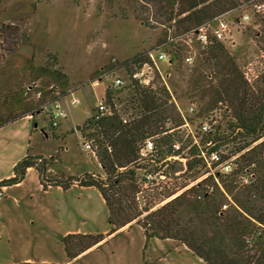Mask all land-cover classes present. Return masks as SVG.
<instances>
[{
	"label": "rangeland",
	"instance_id": "374dc122",
	"mask_svg": "<svg viewBox=\"0 0 264 264\" xmlns=\"http://www.w3.org/2000/svg\"><path fill=\"white\" fill-rule=\"evenodd\" d=\"M134 2L0 0V119L22 112L27 107L25 104L43 97L41 91L25 98L27 88L33 84L35 90L55 86L57 92L65 94L59 100L65 117L57 128L51 127L47 106L42 112H35L33 118L30 115L0 127V181L9 179L13 167L27 154L41 158L48 165L46 175L52 179H80L85 174L105 179L91 151L84 149L87 142L75 128L95 115L105 91L111 90L113 78L125 76L123 69L129 60L165 42L169 26L156 17L151 7L148 13L142 14L143 7L138 6L144 21L136 20ZM254 4L260 3L254 0L223 15L231 36L223 43L249 82L256 74L262 54L255 43L261 18L253 9ZM244 16L248 19L243 20ZM199 58L192 67L184 65L182 58L171 67L157 66L162 73L169 74L165 79L167 88L180 97L177 104L192 121L193 142L204 150L205 145L196 137V126L200 121L211 122L213 126L214 120H222L229 111L221 104L210 107L209 103L186 99V74L196 67ZM179 64L182 70L176 72ZM45 67L63 77L57 80L43 74ZM113 95L121 101L126 99L123 92ZM73 100L77 101L75 105L71 104ZM190 103L195 104V113L186 116ZM220 125L225 127L224 122ZM184 133L178 131L174 139H186ZM227 149L221 148L220 152L227 154ZM188 152L184 150L182 156L193 166L191 170L184 169L179 161H172L164 169L171 177L169 193L204 172L201 162ZM140 196L143 205L139 206L149 210L159 194L145 191ZM153 211L143 213L140 223L128 224L69 260L63 237L68 234L105 236L110 232L104 202L94 188L75 185L66 191L58 187L44 191L37 173L30 170L20 184L7 188L0 196V264H204L177 241H145L143 218Z\"/></svg>",
	"mask_w": 264,
	"mask_h": 264
},
{
	"label": "trees",
	"instance_id": "16d2710c",
	"mask_svg": "<svg viewBox=\"0 0 264 264\" xmlns=\"http://www.w3.org/2000/svg\"><path fill=\"white\" fill-rule=\"evenodd\" d=\"M251 1L254 0H135L133 13L136 20L144 21L142 14L148 13L151 7L156 17L169 25L166 30L184 33ZM258 1L264 3V0ZM138 6L143 7L142 14L138 13ZM257 15L261 18V30L255 33V43L262 54L251 82L225 44L219 41L200 49L198 64L186 74V99H197L209 103L210 107L221 104L229 111L210 133L200 136V142L210 141L212 151L229 147L227 154L221 155L223 160L235 156L232 173L220 176L234 206L221 212L213 197H204L200 184L143 218L146 242L150 239L177 241L204 264H264V13ZM174 61L180 63L181 56L175 54ZM146 62L147 55L142 53L125 66ZM178 66L176 72L182 70L181 64ZM42 73L57 80L63 77L49 67ZM128 75L127 71L123 88L105 91L106 113L98 119L91 116L80 128H75L89 144L104 180L89 174L80 179L49 178L48 165L41 158L27 154L13 167L12 176L0 181L1 193L20 184L28 170L34 169L44 191L50 187L66 191L75 185L98 191L107 209L110 232L105 236L68 234L63 237L64 252L69 260L99 245L128 224L140 223V217L148 211L139 206L137 199L140 192L137 171L143 142L156 136L160 155L170 154L175 134L164 132L182 123L175 104L180 97L167 88L159 76H155L152 87L141 88L129 81ZM41 91L43 97L25 104L27 107L22 112L0 119V127L30 115L33 118L35 112H42L45 106L59 102L65 95L57 92L55 86L35 90L33 84L27 88L25 98ZM117 92L125 93L126 99H115L113 93ZM223 122L225 127L220 125ZM167 123L171 127L167 128ZM197 153V148L193 147L191 156L198 161ZM192 167L189 163L188 171ZM244 177L250 178L248 184L243 183ZM210 182L211 178L204 181ZM198 194L203 195V199L197 200Z\"/></svg>",
	"mask_w": 264,
	"mask_h": 264
},
{
	"label": "built area",
	"instance_id": "2783aa9c",
	"mask_svg": "<svg viewBox=\"0 0 264 264\" xmlns=\"http://www.w3.org/2000/svg\"><path fill=\"white\" fill-rule=\"evenodd\" d=\"M255 13L263 14L264 5L254 4L252 5ZM248 17L244 16L243 20H247ZM227 37L230 36V29L226 22L223 20V16H220L212 21L206 22L190 31L184 33H173L171 30L166 31L165 42L157 48H154L148 52L147 62L143 64L129 63L124 66L125 73L128 71L127 78L129 81L135 83L136 86L152 87L154 84L155 76H159L164 84L167 86L166 80L169 77L168 73H162L158 64H165L168 67L174 62V55L179 54L182 58V63L187 67H192L199 56L200 49H204L209 46L212 41L223 42ZM125 79L122 76H115L111 81V90H118L125 86ZM175 102V100H174ZM77 103L76 100L71 102L72 105ZM178 112L182 118V123L178 127H173L164 134H175L178 131H184L185 138H176L171 141L170 148L171 153L164 156L160 155V148L157 143V137L147 138L141 147L139 153V184H140V195L146 191L150 194L155 192L159 194L157 202L153 199V205L148 211H153L155 209L161 208L163 205L169 203L170 201L177 198L183 192L193 188L198 187L200 184L203 185L204 197H213L221 212L228 211L234 206L231 197L223 188L220 182V176H227L232 173L234 165L232 164L235 156L229 159L223 160L221 155H225L220 151H212L213 144L210 141L204 143V150L199 149V145L195 140V135L192 134L190 127L192 126V121H189L184 113L182 112L179 105L175 102ZM45 109L48 111L51 120V127L57 128L65 117V113L59 102L51 104ZM107 105L104 101H101L95 111V118L103 116L106 113ZM195 104L190 103L187 111V115H194ZM204 118V117H203ZM213 121V119H212ZM190 122V123H189ZM215 125H211V122L200 121L196 126L197 138L203 134L210 133L214 126L218 124L215 121ZM171 127L170 123H167V128ZM189 140V141H187ZM200 144H203L200 142ZM193 147L197 148V162H201L204 172L200 177L194 181L189 182L182 188H176L175 192H171V177L164 171V169L172 162L179 161L182 163L184 169L188 171V164L186 161L187 157L182 156L184 150L189 151L191 156V150ZM84 149L90 150L89 144L84 145ZM194 158L193 156H191ZM192 161V160H191ZM208 178H211L212 182L204 183ZM250 181L249 177L243 178V183L248 184ZM169 190V191H168ZM163 191V193H161ZM165 191V192H164ZM168 191V192H167ZM3 196V191L0 193ZM160 198V199H159ZM152 199V197L150 198ZM197 200L203 199V195L198 194L196 196ZM150 213V212H149Z\"/></svg>",
	"mask_w": 264,
	"mask_h": 264
},
{
	"label": "water",
	"instance_id": "95a60500",
	"mask_svg": "<svg viewBox=\"0 0 264 264\" xmlns=\"http://www.w3.org/2000/svg\"><path fill=\"white\" fill-rule=\"evenodd\" d=\"M137 199H138V201H139V205L142 206V205H143V204H142V197L139 195Z\"/></svg>",
	"mask_w": 264,
	"mask_h": 264
},
{
	"label": "crops",
	"instance_id": "0c3cea01",
	"mask_svg": "<svg viewBox=\"0 0 264 264\" xmlns=\"http://www.w3.org/2000/svg\"><path fill=\"white\" fill-rule=\"evenodd\" d=\"M30 170H33V169H29L28 172H29ZM28 172H27V173H28ZM5 190H7V189H5ZM5 190H4V191H5Z\"/></svg>",
	"mask_w": 264,
	"mask_h": 264
}]
</instances>
